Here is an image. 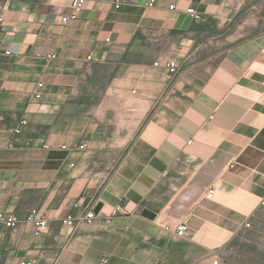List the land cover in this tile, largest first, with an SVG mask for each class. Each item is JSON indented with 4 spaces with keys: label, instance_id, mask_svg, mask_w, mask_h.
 I'll list each match as a JSON object with an SVG mask.
<instances>
[{
    "label": "crops",
    "instance_id": "0c3cea01",
    "mask_svg": "<svg viewBox=\"0 0 264 264\" xmlns=\"http://www.w3.org/2000/svg\"><path fill=\"white\" fill-rule=\"evenodd\" d=\"M150 2L0 0V264H264V0Z\"/></svg>",
    "mask_w": 264,
    "mask_h": 264
},
{
    "label": "built area",
    "instance_id": "2783aa9c",
    "mask_svg": "<svg viewBox=\"0 0 264 264\" xmlns=\"http://www.w3.org/2000/svg\"><path fill=\"white\" fill-rule=\"evenodd\" d=\"M89 0H72V11L71 13L64 15L61 17V21L63 23H67L69 21L72 20H76L79 17L80 12L82 11V9L85 7V5L87 4ZM155 0H151L150 5H153ZM117 7H119V3L117 4ZM172 8H174V6H172ZM189 13L191 14V16L193 17V19L195 20H201L202 16L201 14L195 9V8H190ZM110 40V39H109ZM2 53L1 49H0V54ZM7 54H10L11 51H6ZM51 58H56L57 55L56 54H52L50 55ZM89 59H91V57H89ZM156 64H159L156 63ZM166 66L170 69V71L173 74H176L179 71L178 68V64L175 60H169L166 63ZM39 86L42 87L43 83H39ZM37 98L41 97L40 93L36 94ZM28 124V120L26 118H21L19 121V124L13 128V132L15 134H19L22 132V127L24 125ZM46 147H49V145H46ZM65 147V146H64ZM86 147L85 144L81 145L80 148L84 149ZM214 193V189L211 188L208 192V196H213ZM122 210V206L118 205L116 207V209L114 210L112 215L117 214L118 212H120ZM97 213L95 212V207H91V208H87V209H82L80 211H77L75 213H72L70 215H68L64 220H63V224L71 227L74 230L79 229L82 225L84 224H93L94 221L97 219ZM111 218L107 217L105 219V223H110L111 222ZM26 221L33 226L34 228V232L36 235L41 234L42 232H44V230L48 227L49 223H48V217L47 214L45 212H42L39 208L35 207L33 208L29 215L26 218ZM0 223L4 224L7 227L10 228H14L18 225L19 220L16 218V216L14 214H9L6 212H0ZM246 226H250V223H246ZM190 230L189 227V223L186 219H184L183 221H181L176 227H175V233L178 236H186L188 234ZM37 259H23L21 260L19 263L17 264H37ZM221 258L218 254L214 255V260L212 264H221ZM105 264H108V260H105ZM157 264V263H154Z\"/></svg>",
    "mask_w": 264,
    "mask_h": 264
},
{
    "label": "water",
    "instance_id": "95a60500",
    "mask_svg": "<svg viewBox=\"0 0 264 264\" xmlns=\"http://www.w3.org/2000/svg\"><path fill=\"white\" fill-rule=\"evenodd\" d=\"M103 204L102 203H99L96 208H95V212L96 213H99L101 208H102ZM145 216L151 218V219H154L156 217V213H154L153 211L151 210H146L145 213H144Z\"/></svg>",
    "mask_w": 264,
    "mask_h": 264
},
{
    "label": "rangeland",
    "instance_id": "374dc122",
    "mask_svg": "<svg viewBox=\"0 0 264 264\" xmlns=\"http://www.w3.org/2000/svg\"><path fill=\"white\" fill-rule=\"evenodd\" d=\"M252 226L255 227V228H257V229H258V228H264V220H258V219H257V220L255 221V225L252 224ZM257 238H258V237H257ZM239 244H240L241 246H243V243H242L241 241L239 242ZM256 250H257V249H256ZM256 253H257V252H256ZM226 258H227V257H226ZM228 258H229V256H228ZM230 258H234V257H230Z\"/></svg>",
    "mask_w": 264,
    "mask_h": 264
}]
</instances>
